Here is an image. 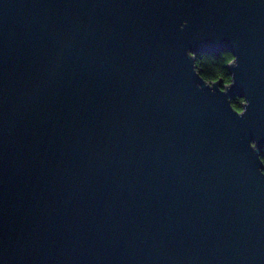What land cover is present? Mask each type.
I'll return each mask as SVG.
<instances>
[{
	"label": "water",
	"instance_id": "1",
	"mask_svg": "<svg viewBox=\"0 0 264 264\" xmlns=\"http://www.w3.org/2000/svg\"><path fill=\"white\" fill-rule=\"evenodd\" d=\"M262 155L264 0H0V264H264Z\"/></svg>",
	"mask_w": 264,
	"mask_h": 264
},
{
	"label": "trees",
	"instance_id": "2",
	"mask_svg": "<svg viewBox=\"0 0 264 264\" xmlns=\"http://www.w3.org/2000/svg\"><path fill=\"white\" fill-rule=\"evenodd\" d=\"M233 60V56L225 52L198 54L195 57V68L197 73L208 83L220 81L222 86L229 85L231 82L229 65ZM243 103V100L236 98L232 101V107L236 111L242 112ZM261 160L264 164V155L261 156Z\"/></svg>",
	"mask_w": 264,
	"mask_h": 264
},
{
	"label": "snow or ice",
	"instance_id": "3",
	"mask_svg": "<svg viewBox=\"0 0 264 264\" xmlns=\"http://www.w3.org/2000/svg\"><path fill=\"white\" fill-rule=\"evenodd\" d=\"M181 31H183V30H181Z\"/></svg>",
	"mask_w": 264,
	"mask_h": 264
}]
</instances>
